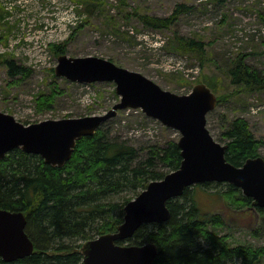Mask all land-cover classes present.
Instances as JSON below:
<instances>
[{"label":"rangeland","instance_id":"rangeland-1","mask_svg":"<svg viewBox=\"0 0 264 264\" xmlns=\"http://www.w3.org/2000/svg\"><path fill=\"white\" fill-rule=\"evenodd\" d=\"M93 1L89 4L96 8L91 7L89 13L85 0H0V14L2 7L10 12L0 21V111L27 125L105 115L121 100L114 83L80 84L55 74L61 55L96 56L139 72L180 95L207 83L219 100L207 118L214 139L226 145L221 135L227 122L241 117L255 137L264 140V92L243 91L229 76L232 62L238 58L264 76V0ZM179 4L192 9L179 15L170 29L147 28L136 16L166 18ZM178 36L203 41L206 60L174 50ZM54 46H60L63 53L55 52ZM5 60L30 69L31 75L10 78ZM42 98L53 100V106L42 108ZM104 125L112 136H120L138 149L148 141L164 145L170 139H180L176 130L137 110H122ZM261 155L264 157V145ZM216 184L205 186L207 191L195 190V201L204 213L230 214L229 228L217 233L229 236L235 246L264 247L260 225L264 215L256 216L250 230L252 219L248 217L255 213L252 206L243 209L250 211L245 215L231 214L233 207L244 205L243 192Z\"/></svg>","mask_w":264,"mask_h":264},{"label":"trees","instance_id":"trees-1","mask_svg":"<svg viewBox=\"0 0 264 264\" xmlns=\"http://www.w3.org/2000/svg\"><path fill=\"white\" fill-rule=\"evenodd\" d=\"M85 1L89 8L86 10L91 13L90 8L96 6L90 5V0ZM5 5L8 9V4ZM191 9L179 4L166 18L136 16L147 28L165 30ZM3 10L2 7L0 21L10 15ZM173 49L206 60V44L201 40L178 36ZM54 50L58 54L64 51L60 46H54ZM6 64L10 78L25 79L32 73L13 60ZM232 64L234 69L229 76L234 85L246 92H264V76L260 71L249 68L243 58ZM40 105L49 109L53 100L42 98ZM105 125L93 136L78 141L72 158L61 168L21 149L13 150L0 161V208L25 214L26 232L35 245L32 255L14 262L0 258V264H82V248L87 241L116 232L124 221L125 206L150 182L162 180L179 169L183 158L176 140L170 139L164 145L148 141L138 149L128 140L112 136ZM221 139L227 145V161L236 167L262 156L264 140L255 137L244 118L227 122ZM212 184L215 183L185 189L180 198L169 201L171 216L167 222L140 227L126 243L157 244L160 253L154 264H264V247L235 246L229 236L217 233L229 228L227 211H221L220 215L201 211L195 201V190L207 191L205 186ZM216 185L240 190L230 184ZM243 201L244 205L233 207L231 214L245 215L250 211L243 209L252 206L255 213L251 212L248 218L252 219L249 229L253 230L255 218L264 215V208L254 207L252 198L244 196ZM239 215L236 217L240 218ZM260 225L264 228V216Z\"/></svg>","mask_w":264,"mask_h":264},{"label":"water","instance_id":"water-1","mask_svg":"<svg viewBox=\"0 0 264 264\" xmlns=\"http://www.w3.org/2000/svg\"><path fill=\"white\" fill-rule=\"evenodd\" d=\"M55 74L80 84L112 82L121 100L105 115L29 125L0 111V161L13 150L21 149L61 168L72 158L78 141L93 136L104 123L129 108L142 109L147 116L181 134L178 146L183 160L179 169L162 180L150 182L130 201L116 232L87 241L82 248V264H154L160 253L157 244L126 242L144 225L167 222L171 216L169 201L198 184L233 185L253 199L254 207L264 208V157L248 159L242 167L227 161V145L217 142L208 129L207 118L217 108L218 97L206 84L196 85L190 94H176L139 72L96 56L61 55ZM26 227L24 213L0 208L1 259L14 262L35 252Z\"/></svg>","mask_w":264,"mask_h":264},{"label":"bare ground","instance_id":"bare-ground-1","mask_svg":"<svg viewBox=\"0 0 264 264\" xmlns=\"http://www.w3.org/2000/svg\"><path fill=\"white\" fill-rule=\"evenodd\" d=\"M181 7V6H180ZM207 84V83H206Z\"/></svg>","mask_w":264,"mask_h":264}]
</instances>
